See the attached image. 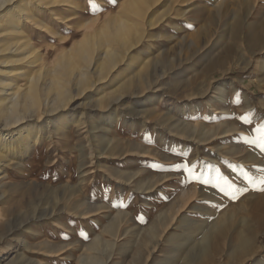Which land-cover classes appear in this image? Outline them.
I'll return each mask as SVG.
<instances>
[{
  "label": "rangeland",
  "instance_id": "rangeland-1",
  "mask_svg": "<svg viewBox=\"0 0 264 264\" xmlns=\"http://www.w3.org/2000/svg\"><path fill=\"white\" fill-rule=\"evenodd\" d=\"M16 3L35 23L29 19L19 59L0 54L12 60L0 63V74L20 68L22 89L32 77L42 87L54 79L71 101L51 113L65 114L64 150L48 141L36 166L18 171L8 168L10 153L0 159V176L9 175L0 185V264H154L165 212L195 225L228 220L240 227L248 219L247 227L262 232L255 259L264 257V140L257 131L264 125V0ZM164 63L172 66L165 73ZM220 91L222 104L215 101ZM88 117L104 125L94 133L101 137L90 134ZM236 136L243 139L238 155L250 163L233 165L219 150ZM218 153V163L208 162L209 181L226 168L243 169L236 185L217 186L223 203L189 189L205 185L207 158ZM65 155L85 165L70 172ZM193 204L201 209L190 210ZM53 206L61 211L34 217ZM221 254L212 264H253Z\"/></svg>",
  "mask_w": 264,
  "mask_h": 264
},
{
  "label": "bare ground",
  "instance_id": "bare-ground-1",
  "mask_svg": "<svg viewBox=\"0 0 264 264\" xmlns=\"http://www.w3.org/2000/svg\"><path fill=\"white\" fill-rule=\"evenodd\" d=\"M14 1H18V0H0V52L5 51L0 54L3 55L4 53L8 52L11 53V55L9 56L10 58L16 57L17 59H19L20 56L22 55L19 53L22 51L23 47L26 44V42L24 43L23 41L25 38V31L26 30L31 31L33 29L31 27V24L29 23V19L31 18L32 21V17H34V14L28 7H26V5L24 7L22 4H18V3L11 5V3L13 4ZM33 20H35V18ZM32 22L35 23V21ZM238 22L239 21H237L236 24H238ZM38 24H40V22ZM44 29L42 28L43 31ZM256 29H259L258 31H260V33L263 32V30H260V26L256 27ZM18 34H22V36ZM18 36H20V38ZM27 48L23 53L24 55L28 54V52L30 51L27 50ZM106 54L108 55L109 53L107 52ZM2 59L4 58H1L0 56V63L2 62L8 64L12 61L7 59L2 60ZM158 63H163V62L162 61H157V63L154 62L153 65L154 74L158 70ZM164 64H165L163 68L164 73L167 70L172 69L170 63H164ZM13 71L16 72L10 75L11 73H13ZM0 73H3V71H0ZM8 73L9 74L5 76H3V74H0V159L3 157L4 158L8 157L6 155L10 153L9 155L11 157H9L8 159L10 160L8 168L13 169L14 171L15 170L18 171L23 167H26V165L35 167L36 166L35 158L37 157L38 153L45 152L46 149L44 148V145L48 143V141L52 142V140L54 139L55 141L54 143L58 145V148L60 150H64L65 135L63 136L62 134L64 131V128H62L64 126V123H62L61 120H62V116L65 114H61V115L58 114L56 117H51V113L58 112L66 105H69L70 104L69 102L71 101L70 100L71 96L69 95L68 91L65 90L62 84H59V86L61 87H56L57 81H55L54 79L50 81L49 86L42 87V85L39 83L37 78L31 76L32 77L31 80L29 78V82H30L29 87L27 89H22L23 86L22 84L19 85L18 78L21 79L24 73L22 74L20 68H17L16 70L14 69L10 70ZM84 74L86 73H83V75ZM220 93L221 95H219V97L217 96L215 98V101H218L222 104L226 102V99L223 91H220ZM218 108L219 106L215 107V109ZM67 114L70 115V120L74 119V115H73L74 113L72 114L67 112ZM200 116L203 117L202 115ZM90 120H91L90 126L92 127V132H90V134L94 137L96 136V138L101 137L99 135L97 136L94 133L96 132V130L99 129H101L100 131H104L105 130L103 128L104 125H100L101 127L98 128L97 119L90 118ZM107 120H109L107 121L108 124L112 122V118L110 119L109 116ZM31 121L34 122L30 123ZM77 121H79L77 123L79 125L81 120H77ZM132 127H134V125H132ZM233 129L231 128L230 130ZM227 138L230 139L226 140V142L223 143L222 147L220 146L221 148H219V150L221 151L224 150L223 151L224 155L229 156L231 158V162H230L231 164L234 165L237 159H241L242 162L253 161L252 157L248 156V158L245 157L242 158V155L241 156L238 155L241 152V147H242L240 143L243 141L241 136H236L235 138H231V137H227ZM67 151L69 150L67 149ZM72 153L74 154V152ZM216 155L217 156L215 157L207 158L208 161L206 162L207 163L206 175L208 179L206 178V181H208L209 183L203 186H199L195 184V186H191L189 189H191V191H193V193L197 195L196 197H200V198L208 197L211 199V201L218 203V202H222L221 201L222 190H220V188H218L217 186L223 182H227V184L232 183L233 185H236L237 178L239 174L243 172V169H240L239 167L236 168L235 170L234 168L233 169L232 168L225 169V167L221 168L223 170L225 169L224 174H217L212 181H209L210 178L209 176L211 175V164L208 162L213 161V163H218L219 153ZM63 158H65L66 161L68 160L69 162L68 170L70 172L73 171V169L77 170L82 165H85L82 164L81 161L78 162L76 160L75 162V160L72 159L71 156L66 157L65 155L63 156ZM254 160L259 164H261V162L264 161V160L260 161L258 156H256V159ZM191 161H193V158ZM72 162L73 164L75 162L77 165H73ZM196 167H197L196 169L198 170L199 167L201 166L197 165ZM63 170L64 169H62V171ZM1 171L2 170L0 169V172ZM8 176H9L8 174H4L0 176V185L5 183V180L8 178ZM67 196L70 195L68 194ZM60 207L58 208L56 206H53L52 208L42 209L38 213L36 212L37 214L35 213L34 217L35 216L43 217L49 214L55 215L56 213L61 211ZM79 208L76 207V209L74 210H76L77 212ZM189 208L192 211L201 209V207H198L197 204H193L189 206ZM247 220L248 219H246V221L243 220V222H241L240 224V227L236 226L232 221L228 223V220L227 221L224 220V222L220 221L219 224L218 223L214 224V222H212L211 224H206V225L204 223H199V225L197 224L195 225L194 218L191 217L187 218L185 215L183 216L175 215L174 217L173 215L171 216L170 213L168 214V212H165L163 215H161V221H162L161 226L163 227L162 229L163 234L161 235L160 238L156 239V246L154 247V249H152V252L155 250L159 251V258L154 264H212L218 256L223 255L221 254L222 252L225 253L224 255L226 256L227 262L231 258H235L239 261L244 259L253 260V264H264V257H259L255 259L258 250L261 248L258 245V239L262 234V232L257 230L254 231L255 229L252 230L254 227L252 229L250 226L247 227L245 223L247 222ZM179 228L183 229L181 233L178 232ZM172 229L173 231H171ZM228 229H230L229 232L227 231ZM196 230L199 231L196 232ZM223 239H225L226 242L225 245H223L222 243ZM194 246L199 249L198 252H194L192 250ZM186 250L194 254H190L187 257H185V255H187V253L184 254Z\"/></svg>",
  "mask_w": 264,
  "mask_h": 264
},
{
  "label": "snow or ice",
  "instance_id": "snow-or-ice-1",
  "mask_svg": "<svg viewBox=\"0 0 264 264\" xmlns=\"http://www.w3.org/2000/svg\"><path fill=\"white\" fill-rule=\"evenodd\" d=\"M91 2H92V0H90V3ZM257 131L261 133V139L264 140V125H262L260 128H258ZM203 183L207 184L209 182L208 181H203Z\"/></svg>",
  "mask_w": 264,
  "mask_h": 264
}]
</instances>
